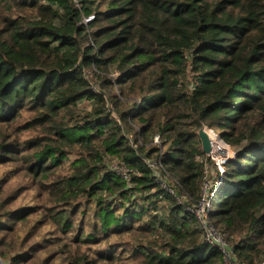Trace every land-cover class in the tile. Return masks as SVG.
<instances>
[{
	"label": "trees",
	"instance_id": "1",
	"mask_svg": "<svg viewBox=\"0 0 264 264\" xmlns=\"http://www.w3.org/2000/svg\"><path fill=\"white\" fill-rule=\"evenodd\" d=\"M19 172L0 264H264V0H0V192Z\"/></svg>",
	"mask_w": 264,
	"mask_h": 264
},
{
	"label": "rangeland",
	"instance_id": "2",
	"mask_svg": "<svg viewBox=\"0 0 264 264\" xmlns=\"http://www.w3.org/2000/svg\"><path fill=\"white\" fill-rule=\"evenodd\" d=\"M91 104H92V102L85 100L82 103H80V107H81V109H83L85 111H89V110H91ZM204 129L209 134L212 132V129L207 127V126H204ZM215 133L217 136V132H215ZM156 137H158V136H156ZM218 143L220 146L218 145ZM233 155H234L233 150L230 147H228L224 143H222L219 140V138H218V140L215 139L214 144L212 145V153L210 154V156L212 157L213 160H215L217 163L221 160H226V159L228 161L229 159H232ZM14 176H15L14 180L9 181L5 185H2L3 188L0 192V198L19 196V197H21V199H25V196L30 195L29 191L25 190L26 186L30 182L29 177H28V179L26 178L25 172L16 173ZM209 183H210V185L206 186V190H208V191L212 188V179L209 181ZM210 197H212V195ZM207 204H208V202L203 200L202 204L198 207L196 212H198L200 214H204L205 205H207ZM54 257H55V255H54ZM51 264H60V263L52 261ZM228 264H229V262H228Z\"/></svg>",
	"mask_w": 264,
	"mask_h": 264
},
{
	"label": "built area",
	"instance_id": "3",
	"mask_svg": "<svg viewBox=\"0 0 264 264\" xmlns=\"http://www.w3.org/2000/svg\"><path fill=\"white\" fill-rule=\"evenodd\" d=\"M94 18H95L94 15H91V16H89V17H87V18H84L83 23H84L85 25H88L89 23H91V22L94 20ZM212 132H213L212 135H213V137H214V139H212V145H213L215 139H218L219 136H218V134H217V136H216V133H215L216 131H215V130H212ZM155 140H156V143H160V141H159V137H156ZM226 162H227V159H226V160H221V161H219L218 163H217V162H216V163H217L218 167L222 170L221 166H222L223 164H225ZM150 166H151L152 168H155V167H156L154 164H150ZM115 167H116V170H117L122 176H124L125 178L128 176V174H129V170H128L126 167H122V166L119 167L118 165H116ZM197 216L201 219L202 223L204 224V225H203L204 228L207 229L208 226L205 224V221L202 219V216H204V215H203V214H200V213L197 212ZM217 237H218V238H217ZM215 240H217V241H219V242H222V239L216 234L215 231H212L211 229H208V230H207V241H208L207 243H209V244H213Z\"/></svg>",
	"mask_w": 264,
	"mask_h": 264
},
{
	"label": "water",
	"instance_id": "4",
	"mask_svg": "<svg viewBox=\"0 0 264 264\" xmlns=\"http://www.w3.org/2000/svg\"><path fill=\"white\" fill-rule=\"evenodd\" d=\"M198 134L202 142L203 152L210 155L212 153V135H210L204 128L200 129Z\"/></svg>",
	"mask_w": 264,
	"mask_h": 264
},
{
	"label": "bare ground",
	"instance_id": "5",
	"mask_svg": "<svg viewBox=\"0 0 264 264\" xmlns=\"http://www.w3.org/2000/svg\"><path fill=\"white\" fill-rule=\"evenodd\" d=\"M212 134H213V133L211 132V133H210V135H212ZM211 138H212V139H214V137H213V136H212ZM217 140H218V139H217ZM217 142H218V141H217ZM218 145H219V143H218ZM219 146H220V145H219ZM214 148H215V147H214Z\"/></svg>",
	"mask_w": 264,
	"mask_h": 264
}]
</instances>
